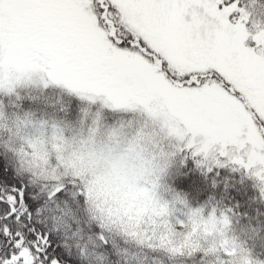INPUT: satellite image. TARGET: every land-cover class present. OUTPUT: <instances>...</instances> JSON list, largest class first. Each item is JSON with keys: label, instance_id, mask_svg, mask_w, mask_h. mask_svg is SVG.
Returning <instances> with one entry per match:
<instances>
[{"label": "snow or ice", "instance_id": "obj_1", "mask_svg": "<svg viewBox=\"0 0 264 264\" xmlns=\"http://www.w3.org/2000/svg\"><path fill=\"white\" fill-rule=\"evenodd\" d=\"M40 130L102 174L26 170ZM222 202L264 264V0H0V264H229Z\"/></svg>", "mask_w": 264, "mask_h": 264}, {"label": "trees", "instance_id": "obj_2", "mask_svg": "<svg viewBox=\"0 0 264 264\" xmlns=\"http://www.w3.org/2000/svg\"><path fill=\"white\" fill-rule=\"evenodd\" d=\"M68 136L71 137L72 132H68ZM12 150L16 154L17 159L26 161L28 165L26 170H30L34 174L45 172L51 176V170L55 167L56 176L52 177L53 179H59L65 175L79 176L81 183H92L94 173L91 171H85L84 169H80L79 172L66 171L67 168L64 167V164L67 162L64 159L62 161L58 160V153L50 131L46 134L43 130H40L38 137L34 135L31 141L26 133H21L19 137L14 139ZM57 164L60 165L59 168ZM46 165L47 168L45 167ZM226 207L227 203L222 202L220 207L216 209L215 214L219 225L218 227L210 225L206 230V234L205 230H202L201 233H198L190 241L193 245L192 251L208 252L213 248H219V251H225L224 245L227 244L231 252L229 264H253L250 257L252 250L250 237L253 235L251 229L252 224L256 222V218L251 217L249 220H243L235 215L225 218L226 213L224 209ZM204 215L209 216L211 213L205 210ZM220 220H223L224 224H221ZM177 224L178 221L168 227L171 231H178ZM178 243H183V240L178 238ZM148 255L151 257L150 252H148ZM141 260L142 264H150V260H143V256H141ZM208 264H225V261L217 254Z\"/></svg>", "mask_w": 264, "mask_h": 264}, {"label": "rangeland", "instance_id": "obj_3", "mask_svg": "<svg viewBox=\"0 0 264 264\" xmlns=\"http://www.w3.org/2000/svg\"><path fill=\"white\" fill-rule=\"evenodd\" d=\"M75 134L78 135L79 130ZM72 135H74V133H72ZM85 135H86V133H85ZM62 155L64 157L65 162L68 163L69 157L71 156V152L68 151L67 153H63ZM95 167H96L95 168L96 170L93 167H89V168L84 169L85 171L87 170V171H91L92 173H94L92 182L95 180L96 176L101 175L103 172V165H97ZM53 169H55V167H53ZM67 170L69 171V169H66V171ZM73 171L79 172L80 169L73 170ZM73 171H70V172H73ZM109 191H110V189H107V188H105L104 190H100V188L98 186V190L96 192L92 193V196H93L92 203H95L96 199H99L101 206H103V205H105V202L107 200V202H108L107 207L115 209L116 208V201L113 199V197L111 195H109Z\"/></svg>", "mask_w": 264, "mask_h": 264}]
</instances>
